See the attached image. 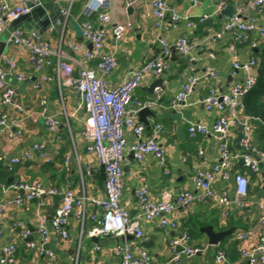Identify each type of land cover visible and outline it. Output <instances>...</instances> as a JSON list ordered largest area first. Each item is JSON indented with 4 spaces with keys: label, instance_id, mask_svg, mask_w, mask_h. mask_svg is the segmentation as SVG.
Instances as JSON below:
<instances>
[{
    "label": "crops",
    "instance_id": "obj_1",
    "mask_svg": "<svg viewBox=\"0 0 264 264\" xmlns=\"http://www.w3.org/2000/svg\"><path fill=\"white\" fill-rule=\"evenodd\" d=\"M197 1L198 4L193 5V0H168L169 5L181 17L190 16L193 20L198 21L202 15L211 16L205 23H197L194 28H189L182 20L177 28H172L169 33L156 28L150 0L135 2L130 6H127L124 0H110L109 9L106 11L111 22L106 27L109 42L104 52H116L118 59V67L107 78L108 85L112 88L119 86L131 71L140 69L158 57L162 52L160 36L167 38L170 44L175 43L179 38H185L195 48L194 61L176 54L170 59L172 68L170 72L159 78L146 77L133 94V101L145 102L153 99L155 91L150 92L151 86L158 79H162V86H157L163 92L160 101L162 107L151 109L154 115L148 117L150 129L148 130L146 125L145 128L147 135H151L156 124L163 125L158 142L166 150L167 163L171 171L170 175H165L153 156H147L143 162L138 163L132 152L126 151L121 202L133 218L141 215L137 191L143 185L148 187L150 195L155 201L162 200L165 195H171L174 198L183 187L199 194L193 183V177L198 169H209L219 161L218 144L211 135L190 137L189 124L200 122L211 128L219 113L208 112L201 104V100L208 94L209 89L216 87L221 92H227L234 83L245 78L243 72L234 71L235 60L246 61L250 57H256L260 61V58L264 57V42H259L257 48L251 47L252 41L259 38L256 33H245L243 38H247V40L236 42L231 33L225 32L220 39L210 42L209 37L222 31L228 16H223L222 12L218 11L220 1ZM248 1L230 0V2H226L228 5L234 4L237 9ZM10 2L16 4L19 0H10ZM68 5L69 0H64L61 3L62 7H68ZM84 7L77 14H71L68 21L63 45L67 51H69L67 42L86 43L81 30L82 24L87 20L83 14ZM48 13L51 15L54 12L49 11ZM96 18L93 20L95 25L98 24ZM170 18L171 15L168 16V20ZM260 18L264 22V10L260 14ZM123 21L131 22L133 28L120 41H116L113 31L116 24ZM61 34L60 28H57L53 33L49 30L44 33L45 37L53 39L55 45L59 44ZM8 37V32L0 35V44L6 43L2 52L0 51V67H6L2 63L3 56L16 57L19 69L28 78L23 81H18L15 77L11 79L16 88L15 101L23 105L26 114L20 115L14 107L3 105L0 97V118L2 115H6L8 126L23 118L25 133L22 140L17 138L9 141L5 134L7 129L0 126V203H4L11 197L3 193V187L17 180L41 182L47 187L56 188H65L69 184L76 194L85 193L86 196L93 199H104L105 179L101 172V164L95 156L89 155L86 150L87 142L83 136V129L88 114L82 109L77 111L78 96L70 88H61L58 80L43 82L42 87L36 89V84L41 82L44 76H55V67L37 69L35 61L28 53L18 52L17 48L8 45ZM76 58H80V56L76 55ZM92 66L94 65L92 64ZM206 66L217 71L219 76L216 79L208 76L201 77L200 85L196 93L189 99L187 106L178 110L172 109L171 103L181 90L183 76L186 73L203 76ZM42 100H46L45 107L40 105ZM250 107L249 111L241 112V118H253V144L256 148L264 150V137H262L264 96H260L259 102L255 100ZM64 110L70 113V128L67 125ZM258 111L263 112V115L257 113ZM73 113H75L74 116ZM44 115L55 117L61 122L56 134H51L48 131ZM18 130L19 128L14 125L10 128L12 133H17ZM125 133L129 144L133 143L135 137L131 131L126 130ZM241 133V127L238 126L233 128L230 134L231 151L238 156V160L234 161L232 173H235L238 168V173L248 178L250 182L249 206L245 210L233 207L227 220H223L220 208L213 200H196L190 208L174 212L173 217L191 231L192 243L198 247L208 246V250L205 252L190 259L184 258L179 264H217L216 254L220 249L226 252L229 261L240 262L242 257L240 243L236 241L237 235L245 231L252 232V236L247 242L249 248H253L260 239L258 208L260 203H264V164H260L259 173H253L244 165L242 166L241 160L244 153L239 144ZM36 143L48 145L51 161L44 162L38 159L30 162L25 161L13 166V169L10 170L12 160L21 157ZM200 149L204 151L203 155H200ZM5 174H7L6 179L2 178ZM215 188L218 191L225 190L231 195L233 194L231 181H218ZM44 203L43 207L34 201L26 206L5 208L4 213L0 216V226L2 227L0 259L3 248L14 244L18 248L16 264H50L48 257L42 256L34 248L26 246L27 243L39 244V237L36 233L38 212L46 214L47 217L51 212L52 217L57 207L62 204V196L47 198ZM94 215L100 218L103 211L98 205L89 202L79 264H120V259L114 254V249L124 242L123 238L112 236L101 238L103 241L100 245L101 250L96 253L95 258L92 257V250L97 243L95 238L89 236L88 232L96 224L92 220ZM17 222H21L23 228L15 226ZM206 226H213L217 232L231 228H234L235 231L229 239L225 238L218 246H211L207 235L200 231ZM48 227L50 241L47 248L56 255L58 264H72V258L78 254L77 246L82 227L75 212L69 219L67 230L70 238L68 240L62 239L50 225ZM141 227L144 232L143 239L131 241L135 246L147 250L153 256L151 264H167L171 256L170 240L178 236L180 231L160 228L157 220L142 222ZM26 229L31 232L29 238L23 236ZM145 241L150 243L149 247L143 245Z\"/></svg>",
    "mask_w": 264,
    "mask_h": 264
},
{
    "label": "built area",
    "instance_id": "obj_2",
    "mask_svg": "<svg viewBox=\"0 0 264 264\" xmlns=\"http://www.w3.org/2000/svg\"><path fill=\"white\" fill-rule=\"evenodd\" d=\"M45 0H19L13 4L10 0H0V35L8 32V45L18 49V52L28 53L35 61L39 70L44 68H54L55 76H44L41 82L35 86L36 89L42 87L43 82L58 80L61 88L67 87L73 90L78 96L77 111L85 110L88 118L83 129V136L86 139L87 153L95 156L99 163L105 168V197L102 200L93 199L85 193L76 194L68 184L65 188L47 187L41 182H29L17 180L10 185L3 187V193L11 197L4 203H0V216L6 207H21L37 201L43 207L47 198L62 196V204L57 207L54 215L49 220L46 214L38 212L36 233L39 237V244L27 243V247L34 248L38 254L48 257L50 264H58L56 255L47 248L50 241L51 228L62 238H70L67 230L69 219L75 212L77 219L82 223L80 237L78 240V254L72 258V264H79L80 250L85 236V223L87 220L88 203L98 205L103 215L92 216L95 226L88 232L91 238L115 237L123 238L124 242L114 249V254L120 259V264H151L153 256L145 249L135 246L127 237L133 236L142 240L144 232L142 222L158 221V226L163 229L180 231V234L170 240L169 246L171 256L167 264H179L182 259H190L206 250L207 247H198L192 243L189 229L173 217L177 210L190 208L196 200L215 201L221 212L223 220H227L232 212V208L245 210L249 206L248 191L250 182L248 178L238 172L232 173L233 164L238 160V156L231 151V130L241 127V138L239 144L243 149L244 166L253 173L260 172V164H264V150L256 148L252 139V119L241 118V112L245 110L244 99L258 83L259 62L256 57H250L246 61L235 60L233 69L235 72L241 71L245 78L234 83L227 92H221L216 87H211L208 94L201 100V104L208 112H218L219 116L210 128L200 122L189 124L188 132L190 137L211 135L218 144L219 161L209 169H198L193 177V183L199 194L183 187L176 197L165 195L160 201H155L150 195L146 185L137 191L141 215L133 218L127 208L122 205L121 198L124 186V160L126 151H131L138 163L143 162L147 156H153L158 166L165 175H170L171 171L167 163L166 150L158 142V136L163 130L162 124H156L151 135H147L145 125L138 119V113L146 108L155 109L162 107V90L155 88V97L148 101H133V94L148 76L159 78L172 70L170 59L173 50L176 54L187 57L191 61L195 60V48L190 45L187 39L179 38L175 43L170 44L167 38L160 36L159 42L162 45V52L157 58L149 61L138 70L131 71L127 78L117 87L108 85L107 78L118 67L116 52L105 53L104 49L109 42L106 27L110 24V16L106 13L110 6V0H96L95 7L88 11L86 3L83 14L87 20L82 24V37L86 43L67 42L69 51L64 45V35L68 21L71 17V7L74 0H69L68 7H62L64 0H47L59 5V18L52 24L49 32L53 33L57 28L62 30L61 39L58 45L53 39L45 37L38 30H26L16 28L9 30L10 25L19 20L22 16L29 15L35 6L43 5ZM100 1V2H99ZM127 6L142 0H124ZM155 17V26L166 33L172 28L176 29L178 24L184 20L189 28L196 27L197 23H205L210 19V15H202L195 21L190 16L181 17L169 5L168 0H150ZM198 1L193 0V5ZM226 1L219 3L218 11L223 12L228 9ZM264 10V0H249L245 5L237 8L235 13L227 17L221 32L209 37L210 42H215L222 37V34L229 32L234 41L242 42L245 33H256L258 39L252 41L251 47L257 48L259 42H264V22L260 18ZM97 13V25L89 18ZM171 15L170 20L168 16ZM170 21V22H169ZM171 25H168V24ZM131 22L123 21L116 24L113 36L116 41H120L123 36L132 30ZM79 55L80 58H76ZM190 61V62H191ZM93 62H97L92 66ZM2 63L6 67H0V97L1 103L5 106L14 107L20 115L26 114L22 104L15 101L16 88L11 79L15 77L18 81L26 80L28 77L20 69L16 57H4ZM200 75L185 74L183 76L182 87L171 103V108L178 110L187 106L189 99L196 93L200 85L201 77H211L216 79L219 73L209 66ZM133 104V105H132ZM40 105L45 107L46 100H42ZM44 112V111H43ZM73 116L75 113L72 114ZM67 125L70 128V113L64 110ZM45 126L51 134H56L61 122L55 117H46ZM19 128L17 133L10 132L11 126ZM13 125H7L6 115L0 118V126L7 129V139L12 141L25 136L23 128V118L17 120ZM126 130L131 131L135 137L133 143L129 144ZM200 155L204 151L200 149ZM35 159L50 162L49 147L46 143H36L31 149L21 157L12 160L10 170L13 166L22 162H30ZM234 179L233 194L228 191H218L215 184L218 181L229 182ZM258 225L261 236L258 243L253 247L247 246L248 239L252 236L251 231L241 232L237 235L236 241L240 243V262L229 261L226 252L222 249L217 251V264H264V203L259 204ZM15 226L22 227L21 222ZM2 227L0 226V235ZM31 232L24 230L23 236L29 238ZM101 246L96 244L92 250V257L95 258ZM16 245H9L2 250L1 264L17 263Z\"/></svg>",
    "mask_w": 264,
    "mask_h": 264
},
{
    "label": "water",
    "instance_id": "obj_3",
    "mask_svg": "<svg viewBox=\"0 0 264 264\" xmlns=\"http://www.w3.org/2000/svg\"><path fill=\"white\" fill-rule=\"evenodd\" d=\"M108 1V0H107ZM217 1H222V0H217ZM227 2H230V0H224ZM97 4L96 0H90L86 10L88 11L90 8L95 7ZM236 10V6L234 4H230L228 6V9L222 12L223 16H231L235 13ZM49 11H53V14H49ZM58 12H59V5L52 2V1H47L45 0L43 2V5H39V6H35L32 8L31 13L29 15L26 16H22L19 20L13 22L10 27L9 30L12 31L16 28H24L26 30H38L40 31L42 34H44L45 32H47L52 24L59 18L58 16ZM6 43L2 42L0 44V51L2 52V50L4 49ZM176 55V51L173 50L172 53V57H174ZM161 85L162 86V79H158L152 86L150 89V92L153 93L155 88L157 86ZM154 115L153 110L146 108L141 110L138 113L140 122H142L144 125L147 126V129H150V123L148 121V117ZM133 154V153H132ZM134 155V154H133ZM242 162V166L244 165V161L243 159L241 160ZM236 172H238V168H236L235 170ZM101 172L103 175V178L106 179V175H105V168L103 165H101ZM232 183H234V179L230 180ZM48 218L49 220L52 218L51 215L52 213L49 212L48 213ZM202 233L206 234L208 239H209V243L211 246H218L221 242L224 241V239L232 234H234L235 229L231 228L225 231H215L213 226H206L201 228L200 230ZM128 240H137L135 237L133 236H129L127 237ZM95 242L98 245L102 244V239L101 238H95L94 239ZM144 246L149 247L150 243L145 241L143 243Z\"/></svg>",
    "mask_w": 264,
    "mask_h": 264
},
{
    "label": "trees",
    "instance_id": "obj_4",
    "mask_svg": "<svg viewBox=\"0 0 264 264\" xmlns=\"http://www.w3.org/2000/svg\"><path fill=\"white\" fill-rule=\"evenodd\" d=\"M89 0H74L72 4V9H71V14H77V12L81 9H83L84 5L88 2ZM97 16V13L93 14L89 19L93 21ZM259 62V67H258V83L256 87L250 91L245 99H244V104H245V110L249 111V108H251V104L256 100L259 102L260 96H264V57L262 59L260 58ZM97 62H93V65L95 66ZM257 113L263 115V112L258 111ZM262 137H264V129H262ZM7 178V174L3 175L2 178ZM2 180V179H1ZM191 234V231H189ZM233 235V234H232ZM232 235L226 237V239H229Z\"/></svg>",
    "mask_w": 264,
    "mask_h": 264
},
{
    "label": "bare ground",
    "instance_id": "obj_5",
    "mask_svg": "<svg viewBox=\"0 0 264 264\" xmlns=\"http://www.w3.org/2000/svg\"><path fill=\"white\" fill-rule=\"evenodd\" d=\"M100 2V1H99Z\"/></svg>",
    "mask_w": 264,
    "mask_h": 264
}]
</instances>
